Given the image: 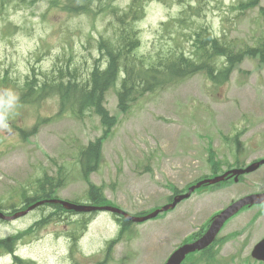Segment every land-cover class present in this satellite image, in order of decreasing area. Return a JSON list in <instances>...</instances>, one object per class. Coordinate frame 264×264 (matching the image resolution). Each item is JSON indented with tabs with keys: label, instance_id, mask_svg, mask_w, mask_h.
Here are the masks:
<instances>
[{
	"label": "rangeland",
	"instance_id": "obj_1",
	"mask_svg": "<svg viewBox=\"0 0 264 264\" xmlns=\"http://www.w3.org/2000/svg\"><path fill=\"white\" fill-rule=\"evenodd\" d=\"M30 1L5 0L6 8L0 11V67L12 65L19 76L29 71L31 63L51 68L59 53L83 59L90 50L85 47L86 38L104 31L110 22L107 16L71 14L51 6L49 0ZM124 2L118 0L120 5ZM232 2L208 0L212 29L249 44L264 38V17L258 8L227 20ZM179 8L173 0L151 1L138 23L142 38L149 42L153 28L175 16ZM104 107L115 117L110 128L100 115L77 119L60 113L56 97L22 104L16 87L0 83V200L22 201L18 214L26 212L0 219V239L18 235L15 254L22 260L33 264H165L183 239L218 209L246 194L264 191L263 165L240 176L238 182L231 179L196 191L175 209L132 225L125 236L119 234L117 216L105 211L70 214L60 222L31 228L51 208L28 211L34 202L27 204L22 194L31 196L45 172L55 177L61 172L64 184L54 198L85 201L89 185L81 172L80 148L107 130L99 169L90 179L104 187L111 205L133 214L163 207L173 194L171 185L184 188L210 175L214 166L223 172L264 158V63L254 59L244 61L223 85L198 73L145 97L128 111L121 110L115 89L109 90ZM20 127L28 132L25 138ZM4 205V210L12 211ZM228 223L221 237L241 233L216 246L212 258L198 259L197 254L184 264H264L251 255L253 246L264 238V207L245 208ZM114 239V247L107 251ZM16 263L8 250L0 251V264Z\"/></svg>",
	"mask_w": 264,
	"mask_h": 264
},
{
	"label": "trees",
	"instance_id": "obj_2",
	"mask_svg": "<svg viewBox=\"0 0 264 264\" xmlns=\"http://www.w3.org/2000/svg\"><path fill=\"white\" fill-rule=\"evenodd\" d=\"M49 1L51 6H59L71 14L107 16L110 22L104 31L86 38L88 46L85 47L90 50L83 59L76 60L74 54L67 52L59 53L54 56L51 68L31 64L23 76L16 75L12 65H6L0 67V83L18 88L22 102L35 103L58 97L60 113H70L77 119L100 115L103 123L110 128L115 123V117L106 110L104 101L111 89H115L121 110L128 111L145 97L198 73H204L219 86L229 82L233 72L247 59L264 63V38L249 44L229 33L215 32L208 20V0H173L180 7L177 14L162 20L159 28H153V38L149 42L142 38V28L138 24L146 16L148 4L151 1L166 3L172 0H125L123 5L118 0ZM4 2L0 0V11L6 8ZM232 3L227 20L234 21L256 8L264 17L262 0H235ZM93 49L98 53L95 54ZM38 55L40 60L42 55ZM107 133L108 130L79 152L82 176L89 185L87 199L93 204L110 203L104 187L90 179V175L99 169L103 156L102 142ZM214 172H217L216 166ZM63 184L61 172L57 177L45 173L36 181L34 193L31 196L24 193L22 198L31 204L57 197L56 191ZM175 191L178 189L175 188ZM21 203L0 200V210L4 211L7 207L4 204H8V208L15 212ZM43 206L44 209L50 207L51 212L44 213L43 219L31 228L47 226L52 221L60 222L68 215L76 214L59 203H45ZM119 222L120 236L131 232V221L120 216ZM200 235L194 234L193 237ZM17 239L18 235L0 239V251L13 252ZM116 241L109 242L108 251L112 250ZM15 260L16 264H33L20 257H15Z\"/></svg>",
	"mask_w": 264,
	"mask_h": 264
},
{
	"label": "water",
	"instance_id": "obj_3",
	"mask_svg": "<svg viewBox=\"0 0 264 264\" xmlns=\"http://www.w3.org/2000/svg\"><path fill=\"white\" fill-rule=\"evenodd\" d=\"M263 163H264V160L261 162H258V163H254L251 166L247 167L246 169H235V170L230 171V172L235 173V174L250 172V171H253L256 168H258ZM230 172H227L226 174H224L222 176H218V177H215L212 179H206L204 181L197 183L195 186L190 188V192L177 197L173 203L166 205L162 210H167L171 207L176 206V204L179 201H181L184 198L189 197L191 195V193L196 188L200 187L204 183H207V182L216 183V182H219V181L225 179V177ZM236 179H238V178H236ZM54 202H56V201H54ZM262 202H264V193H256V194L248 195V196L241 198L240 200L236 201L235 203L230 205L227 209H225L221 214H219L217 216V218L214 220L212 226L210 227L209 231L205 234V236H203L200 240H198L192 244H186L183 247H181L180 249H178L170 257V259L168 260V262L166 264H180L189 252L195 251L197 249H203V248L207 247L208 245H210L215 240L218 232L220 231L221 227L223 226V224L225 223V221L228 218H230L232 215L237 213L245 205L254 204V203H262ZM40 203H42V202H39L36 205H33L31 208L28 209V211ZM62 203L65 204V206L67 208L75 209L77 211H92V210H96V209L110 210L113 212L123 214L128 219L138 221V222H142V221L154 218L160 213V211H162V210H157V211H155L149 215H146L143 217H136V216L129 215L126 212H124L123 210L116 208V207H112V206L98 207V206H91V205H76V204L68 203V202H62ZM22 213H20V214H22ZM24 213H26V212H24ZM17 216L18 215H14V216L10 217V216H6L4 213L0 212L1 218L11 219V218H15ZM253 255L258 259L264 260V239L255 247V249L253 251Z\"/></svg>",
	"mask_w": 264,
	"mask_h": 264
}]
</instances>
